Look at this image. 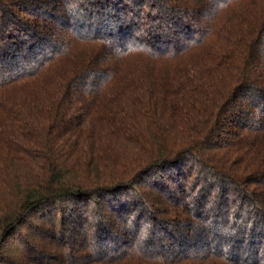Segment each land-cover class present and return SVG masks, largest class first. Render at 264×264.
<instances>
[{"label": "trees", "instance_id": "obj_1", "mask_svg": "<svg viewBox=\"0 0 264 264\" xmlns=\"http://www.w3.org/2000/svg\"><path fill=\"white\" fill-rule=\"evenodd\" d=\"M0 264H264V0H0Z\"/></svg>", "mask_w": 264, "mask_h": 264}]
</instances>
